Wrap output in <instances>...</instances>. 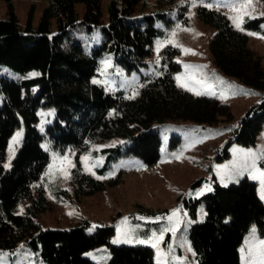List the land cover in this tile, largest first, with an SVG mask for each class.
Returning <instances> with one entry per match:
<instances>
[{
    "label": "trees",
    "instance_id": "obj_1",
    "mask_svg": "<svg viewBox=\"0 0 264 264\" xmlns=\"http://www.w3.org/2000/svg\"><path fill=\"white\" fill-rule=\"evenodd\" d=\"M4 1L7 16L0 18V67L22 74L37 70L38 74L16 80L0 73V250L13 251L24 245L37 252L45 264H98L85 253L107 245V264H154V251L149 246L111 244L114 225L101 224L92 232L87 230L88 221L69 229L42 228L36 217L46 209V198L42 188L33 198L32 187L49 162L44 141L53 149L70 147L80 154L93 143L121 137L124 142L103 149L107 152L105 166L124 156L138 157L150 166L160 158L161 139L153 128L155 123L181 119L212 125L219 117L231 120L227 103L216 96L196 95L176 84L174 75L180 64L175 61L179 49L174 46L160 51L158 72L141 77L140 91L132 99L122 90L108 92L91 80L104 53H112L127 72L144 65L153 40L164 34L154 23L160 20L170 27L175 22L170 13L176 0H156L153 13L141 18L130 15L138 6L145 9L146 0H108L101 43L89 52L80 43L69 48L65 44L78 26L90 31L103 23L102 0H44L37 23H33L32 5L24 25L20 24L13 0ZM78 3L86 7L81 21ZM187 11V3L178 6L176 19L181 24L188 23ZM197 16L215 28L209 42L215 66L227 76L264 91V66L251 49L247 32L234 27L224 13L214 8L199 5ZM261 20L246 18L242 25L246 30L263 33ZM39 107L55 112L54 121L43 132L35 126ZM22 122V143L11 166L5 169L8 141ZM263 125L264 96L238 121L233 140L254 145ZM179 143L180 137L174 135L170 147ZM74 179L79 181L75 189L80 194L104 187L81 171L74 172ZM201 182L202 178L195 180L191 189ZM28 198L31 202L17 212ZM183 203L193 216L197 206L204 205V219L192 224L188 233L198 264H240L239 247L249 228L256 225L259 234L264 235V202L256 182L247 176L226 186L213 181L212 190L200 198H184Z\"/></svg>",
    "mask_w": 264,
    "mask_h": 264
},
{
    "label": "rangeland",
    "instance_id": "obj_2",
    "mask_svg": "<svg viewBox=\"0 0 264 264\" xmlns=\"http://www.w3.org/2000/svg\"><path fill=\"white\" fill-rule=\"evenodd\" d=\"M107 2L108 0L101 2L103 23L94 26L90 31L83 25L78 26L65 47L69 48L75 43H80L84 51L89 52L91 48L101 43V27L107 21ZM240 2L242 0H176L174 9L170 13V18L175 22L170 27L160 20L154 23L158 29L164 31V34L153 40L150 56L145 59L144 65L137 70L127 72L115 62L112 53H104L99 59L96 74L91 79L92 82L104 86L108 92L122 90L128 97H135L142 86L141 77L158 72L160 51L166 46H174L179 49L175 61L180 64V70L174 75L176 84L191 93L201 92L204 95L216 96L227 103L231 120L219 117L212 125L181 119H167L155 123L153 128L161 139L160 158L150 166L138 157L124 156L112 161L106 167L107 152L103 149L124 142L125 139L121 137L93 143L80 154L70 147L63 150L53 149L48 142H42V146L49 153V162L32 187L33 198L37 197L40 188L44 190L46 198V209L36 217L42 228L69 229L80 222L88 221L90 226L87 230L92 232L101 224L114 225L116 230L110 239L111 244L149 246L154 251V264H158V261H166L167 264H198L192 253L188 233L192 224L204 219V205L200 203L196 215L193 216L184 205L183 199L190 196L200 198L212 190L213 181L226 186L244 176L256 182L258 195L261 198L264 187L259 178L252 177L257 175V170L264 171V157H260L261 150H264V125L254 145L238 144L233 140V133L246 111L260 102L264 91L227 76L215 66L209 50V42L215 28L197 16V7L207 4L210 8L224 13L236 27L231 17L237 16L238 13L232 9V5ZM13 3L20 24L24 25L32 5H34L33 23H37L45 1L13 0ZM155 3L156 0H146L145 9L138 6L130 16L141 18L145 14L153 13V9L156 8ZM182 3L188 5L187 24H181L176 19L178 6ZM76 8L81 21L86 10L85 4L78 3ZM247 11L250 16H244L243 21L246 18H260L262 19L260 26L264 31V0H252L251 7ZM6 16L7 6L4 0H0V18ZM242 24L240 30H245L247 34H255H248L249 45L260 56L264 66V39L260 38L264 37V32L246 30ZM173 33L175 35H172ZM183 49L190 51L185 52ZM0 73L18 80L33 77L35 75L31 74L37 75L38 71L31 70L22 74L3 66L0 67ZM37 116L35 126L43 132L46 125L54 121L55 112L53 108L39 107ZM24 131L22 122L11 135L3 161L5 169L11 166L12 159L22 143ZM17 133H20V136L12 145L10 152V142ZM174 135L180 137V143L171 148V138ZM248 150H252L258 157L255 169L251 167L249 159V167L241 171ZM65 157H67L66 161H64ZM75 171L91 175L101 181L104 187L90 194L78 193L75 185H78L79 181L74 179ZM201 178L200 186L191 189V184ZM261 200L264 202V199ZM30 202L31 198L22 202L17 212L24 210ZM169 217H172V220H169ZM177 220L180 221L178 225ZM173 226L176 228L175 233L171 231ZM157 239H159L157 247H152ZM259 240H264V235H260L257 226L252 225L245 233L239 247L240 264H253L255 258L249 255V246ZM158 249L165 254L171 249V253L160 257L157 254ZM85 256L98 264H107L110 250L107 245H102L90 249ZM0 264H45V262L37 252L21 245L13 251L0 250Z\"/></svg>",
    "mask_w": 264,
    "mask_h": 264
},
{
    "label": "snow or ice",
    "instance_id": "obj_3",
    "mask_svg": "<svg viewBox=\"0 0 264 264\" xmlns=\"http://www.w3.org/2000/svg\"><path fill=\"white\" fill-rule=\"evenodd\" d=\"M251 4H252V0H242V2L235 3V4L232 5V9L234 11H236L238 13V15L235 16V17H231V19H233V21H234V23H235V25H236V27L238 29L241 28V24L243 22V17L244 16H250V13L247 11V9L251 7ZM204 6L205 7H210V5H207V4H205ZM186 30L187 31H192V30H189V29H186ZM248 34L249 35H255L254 33H248ZM172 35H175V33H173ZM260 38L264 39V37H260ZM183 50L185 52H189L190 51L188 49H183ZM31 75H36V73H32ZM181 86H183V85H181ZM195 94L196 95H201L203 93L196 92ZM132 98H134V97H129V99H132ZM19 136H20V133H17L12 138V142H10V145H9V151L10 152L12 151V145L18 141ZM245 157H246V159H245V162H244V164L242 166L241 171L244 170V169H247L249 167V162H248L249 159L251 160V167L253 169H255L256 159L258 158L257 155L254 154L252 152V150H248L245 153ZM260 157H264V150H261ZM85 159H87V158H85ZM66 160H67V157L64 158V161H66ZM5 167H7V165H5ZM97 178L100 179L101 177H97ZM252 178H254V179L255 178H259L262 187H264V171L257 170V175L253 176ZM261 198L264 199V191L261 192ZM22 211L23 210L21 209V212ZM173 216H175V213H173ZM169 220H172V217H169ZM179 223H180V221L177 220L176 224L178 225ZM171 231H173V233H175V231H176L175 226H173L171 228ZM158 242H159V239H157L156 243L152 244V247H157V243ZM170 253H171V249L169 250L168 254L162 253L158 249V253L157 254H158V256L163 257L165 255H170ZM249 255L255 258V260L253 261V264H264V240H259V241L255 242L254 244H251L249 246ZM158 264H167V262L166 261H158Z\"/></svg>",
    "mask_w": 264,
    "mask_h": 264
}]
</instances>
